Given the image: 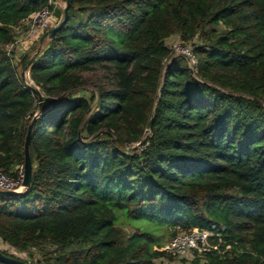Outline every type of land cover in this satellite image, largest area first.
Segmentation results:
<instances>
[{
	"label": "trees",
	"instance_id": "16d2710c",
	"mask_svg": "<svg viewBox=\"0 0 264 264\" xmlns=\"http://www.w3.org/2000/svg\"><path fill=\"white\" fill-rule=\"evenodd\" d=\"M67 1L54 35L13 62L14 26L47 0H0V170L23 162L27 130L31 163L28 184L0 195L1 242L52 244L49 264L171 257L152 231L124 233L120 213L170 236L214 223L217 249L189 260L264 264V0ZM72 7L88 11L73 25ZM95 66L111 86L79 93L80 71Z\"/></svg>",
	"mask_w": 264,
	"mask_h": 264
},
{
	"label": "rangeland",
	"instance_id": "374dc122",
	"mask_svg": "<svg viewBox=\"0 0 264 264\" xmlns=\"http://www.w3.org/2000/svg\"><path fill=\"white\" fill-rule=\"evenodd\" d=\"M55 2L57 3V0H55ZM58 2L59 5L55 3L53 4L52 7V13H53L52 21H51L52 26L55 25L57 21L61 18L64 0H59ZM87 13H88L87 10H79L76 9L75 7L70 8L68 10V24L73 25L79 21L84 20L88 15ZM41 36L45 38V35H41ZM39 37L40 36L32 39V41L28 43L27 49L29 51L27 53L29 56L33 54L34 51H36L40 46L38 42ZM165 42L170 47L172 54H177L176 49L178 47H182L183 45H187L186 47L190 48L189 44L180 43V40L178 39L176 34H171L167 36ZM19 45H21V43ZM11 54H12V58L14 59V62H16L18 56H14L13 52H11ZM186 62L189 66L191 65V61L189 62V59H186ZM23 69L24 68H22V65L16 64V72L20 76V79L24 83L33 86L29 76L24 75L26 74V72ZM80 75L83 79V83L77 88L79 93L87 94L89 91H94L96 86L109 87L112 84V80L109 75V72L100 66H95L92 69H88V70H82L80 71ZM262 103L264 104V97L262 98ZM146 134H147V130H144L140 139H143ZM138 146H139L138 142H134L132 144L127 145L126 147L132 148ZM29 164H31L30 161ZM117 220H118L116 222L117 226H119L120 229L126 234L129 233L135 226L152 231L156 239L155 240L156 243H154L153 246H157V244L158 247L161 246L170 237L169 228L165 226L153 224L152 222H147L149 220H146L144 218L130 219L128 217H125L123 214L119 213ZM55 248L56 247L52 244H42L38 247L36 246L29 247L27 250L23 252H17V251L10 252L9 247L2 248V246L0 245V249H2V251H4L5 253L10 252L14 256L16 255L15 257L21 258L27 264H49L52 262H56L57 260H55V256L58 254V252L57 249ZM156 263L157 264H202V260L196 259V262H193L192 260H180L177 258H172V257L169 258L167 256H163L160 259L156 260Z\"/></svg>",
	"mask_w": 264,
	"mask_h": 264
},
{
	"label": "built area",
	"instance_id": "2783aa9c",
	"mask_svg": "<svg viewBox=\"0 0 264 264\" xmlns=\"http://www.w3.org/2000/svg\"><path fill=\"white\" fill-rule=\"evenodd\" d=\"M55 0H47L46 4L41 8L31 12L26 17V29L23 39L14 38L10 43L6 45L8 52H13L15 45L28 46V43L32 39L41 35H46V31L52 26V7L55 4ZM14 29H18V25L14 26ZM183 45L176 50L177 54L183 55L186 59L191 61L192 66L194 64V56L190 48ZM12 55V54H11ZM13 62L14 59L12 58ZM28 75V72L26 74ZM36 112L33 116H35ZM24 176L23 162L15 164L8 172L0 170V189H10L15 191H21L25 186L22 185ZM219 231L216 229L214 223H210L208 227L193 226L188 230L178 231L171 235L158 249L163 250L169 254L172 258L189 260L194 256H200L203 252L210 249H217V245L211 242L212 236H219ZM2 248H6L0 240ZM229 247L228 244L224 245V248ZM10 249V248H9ZM223 251V250H218ZM2 252V249H0ZM13 252V251H12ZM6 254V253H5ZM10 256H14L13 254ZM16 256V255H15ZM14 256V257H15Z\"/></svg>",
	"mask_w": 264,
	"mask_h": 264
},
{
	"label": "water",
	"instance_id": "95a60500",
	"mask_svg": "<svg viewBox=\"0 0 264 264\" xmlns=\"http://www.w3.org/2000/svg\"><path fill=\"white\" fill-rule=\"evenodd\" d=\"M68 5H69L68 1L64 0L61 18L57 21V23L55 25H53L47 29L46 35H45V37L47 39L51 38L54 35V33L56 32V30L66 20ZM33 92L38 93V90L33 88ZM148 124H149V121L147 122V125ZM28 135H29V130H27L25 138H24V142H23L24 176H23V180H22V185H24V186H26L28 184L29 175H30V164H29V158H28V153H27ZM19 192L20 191H15V190H10V189H0V195H13V194H18ZM0 262L2 264H27L21 258L10 256V255L4 254L2 252H0Z\"/></svg>",
	"mask_w": 264,
	"mask_h": 264
},
{
	"label": "crops",
	"instance_id": "0c3cea01",
	"mask_svg": "<svg viewBox=\"0 0 264 264\" xmlns=\"http://www.w3.org/2000/svg\"><path fill=\"white\" fill-rule=\"evenodd\" d=\"M59 0H57V5H59V2H58ZM18 29L16 30V34H15V36H14V38H20V39H23L24 38V35H25V29H26V19H23V20H21L18 24ZM42 36H40L39 38H38V42H39V44H40V46L38 47V49L41 47V46H43V44H45V42H46V40H47V38L45 37H42ZM20 44V43H19ZM18 46H20V47H18ZM37 49V50H38ZM36 50V51H37ZM29 50L27 49V46H21V45H15V47H14V49H13V54H14V56H18V58H17V60L19 61V57L22 55V54H24V53H27ZM36 51H34V52H36ZM20 54V55H19ZM34 54V53H33ZM33 54H31V55H33ZM17 65H19V64H17ZM22 68H24L23 70H25V72H28V67H27V64H25V65H23L22 66ZM20 75H22V74H20Z\"/></svg>",
	"mask_w": 264,
	"mask_h": 264
}]
</instances>
